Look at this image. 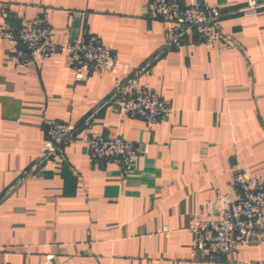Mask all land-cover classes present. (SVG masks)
I'll use <instances>...</instances> for the list:
<instances>
[{
  "label": "crops",
  "instance_id": "obj_1",
  "mask_svg": "<svg viewBox=\"0 0 264 264\" xmlns=\"http://www.w3.org/2000/svg\"><path fill=\"white\" fill-rule=\"evenodd\" d=\"M202 2L230 44L165 51L154 0H0V28L44 18L57 44L94 34L119 65L75 81L66 54L18 67L0 39L1 263L264 264V242L215 262L192 254L189 225L235 199V170L264 176V9ZM130 77L170 104L158 125L114 110ZM49 119L132 143L133 170L92 161L82 144L39 163Z\"/></svg>",
  "mask_w": 264,
  "mask_h": 264
},
{
  "label": "built area",
  "instance_id": "obj_2",
  "mask_svg": "<svg viewBox=\"0 0 264 264\" xmlns=\"http://www.w3.org/2000/svg\"><path fill=\"white\" fill-rule=\"evenodd\" d=\"M260 9H264V0H245L240 12L250 14ZM153 14L165 28V51L179 50L190 38H196L207 48L231 43L219 29L220 10L205 5L202 0H187L184 4L176 0H154ZM83 16L81 13L80 19ZM0 39L9 46L18 67H28L57 53L66 54L75 81L82 80L92 70L119 66L116 56L94 34L81 32L66 44H57L44 18L22 20L17 29L4 26L0 28ZM112 98L115 111L148 126L158 125L170 111V104L157 93L137 88L135 77L119 83ZM45 135L39 163L63 156L64 148L71 144L84 145L92 161L113 163L123 172L133 170L138 156L137 148L130 142L79 131L75 125L56 119L46 120ZM232 186L236 197L224 204L217 217L197 219L189 225L194 235L192 254L196 260L215 262L240 246L264 242V176H249L237 168Z\"/></svg>",
  "mask_w": 264,
  "mask_h": 264
}]
</instances>
